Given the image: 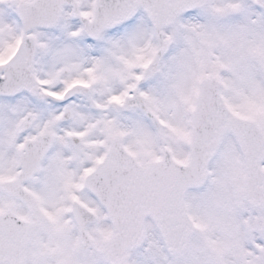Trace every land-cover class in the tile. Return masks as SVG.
<instances>
[{
	"label": "snow or ice",
	"instance_id": "6c2138e0",
	"mask_svg": "<svg viewBox=\"0 0 264 264\" xmlns=\"http://www.w3.org/2000/svg\"><path fill=\"white\" fill-rule=\"evenodd\" d=\"M0 264H264V0H0Z\"/></svg>",
	"mask_w": 264,
	"mask_h": 264
}]
</instances>
